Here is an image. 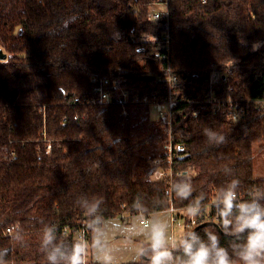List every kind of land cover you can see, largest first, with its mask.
<instances>
[{"label":"trees","instance_id":"trees-1","mask_svg":"<svg viewBox=\"0 0 264 264\" xmlns=\"http://www.w3.org/2000/svg\"><path fill=\"white\" fill-rule=\"evenodd\" d=\"M156 1L0 0V248L10 249L8 264H46L40 248L45 224L54 225L60 239L75 240L87 221L76 204L81 195L103 198L102 224L190 203L173 192L170 201L165 183L147 179L150 161L165 156L167 139L148 106L129 105L122 114L121 106L89 102L93 75L117 78L132 94L163 91L156 79L166 26L151 16ZM167 11L168 55L181 80L174 87L181 150L172 184L177 173L193 170L194 176L184 174L193 197L204 192L208 200L211 189L231 179L240 180L239 191L260 189L264 178L254 175L253 148L264 142V114L232 121L200 100L211 90L212 71H229L218 85L231 87L234 96L264 95V0H168ZM147 33L157 42L137 43ZM205 127L227 142L209 144ZM12 224L22 229L23 242L5 236ZM64 227L69 231L62 236ZM209 228L216 230L195 232L204 239ZM219 235L231 251L233 236Z\"/></svg>","mask_w":264,"mask_h":264},{"label":"clouds","instance_id":"clouds-1","mask_svg":"<svg viewBox=\"0 0 264 264\" xmlns=\"http://www.w3.org/2000/svg\"><path fill=\"white\" fill-rule=\"evenodd\" d=\"M203 135L211 145L220 146L227 137L213 128L205 127ZM152 171L147 175L149 182L159 171L158 161L151 164ZM224 172L232 174V169ZM240 180L231 179L225 186L217 189L212 205L218 221L225 233L233 236L231 251L222 247L220 235L214 228L206 229V238L202 239L195 231L183 233L179 239L169 236L168 225L162 221L148 224V244L142 245L136 252V258L145 264H264V194L257 193L251 199L238 200ZM172 192L182 201H189L184 212L188 217L201 216L204 211L207 194L200 192L193 197L194 188L190 179L183 173L172 184ZM102 197L81 195L76 200L79 208L87 213V221L95 231L93 236L98 264H113L111 253L105 249L100 239V228L104 217L100 214ZM143 205L137 203V208ZM130 227V226H129ZM13 239L23 242L22 229L17 227ZM92 242L79 236L75 240H63L57 235L54 225L45 224L40 238V248L46 264H88ZM174 250L181 253L174 255ZM10 249L0 248V264H8Z\"/></svg>","mask_w":264,"mask_h":264},{"label":"built area","instance_id":"built-area-1","mask_svg":"<svg viewBox=\"0 0 264 264\" xmlns=\"http://www.w3.org/2000/svg\"><path fill=\"white\" fill-rule=\"evenodd\" d=\"M168 0H157L156 3L159 5L157 9L152 12V18L155 20H161L166 26L164 34L160 37L162 46L161 60L164 63L162 65V74L156 79L157 84L163 86V91L160 94L156 92L146 93V94H130L129 90L126 89L118 79H110L106 76L93 75L90 78V96L89 102L92 105L97 106H108V105H118L121 106L122 114H125L124 108L129 105L135 104H145L148 107L151 106L155 112L157 119L167 128V139L163 144V149L165 150V156L163 158H155L150 161H158L159 171L156 175L152 176L156 181H162L169 188V200H172V181L174 177V172L172 169V163L174 158L177 157L181 150V143L179 137L175 134L174 128L179 114V99L177 98L178 93L174 90L176 84L180 83L181 80L176 74L172 62H170V57L168 55V43H169V33H168V11H167ZM205 3L206 0H201ZM158 40V36L152 34H142L138 39L137 43L141 45L155 43ZM213 67V65H211ZM229 71L224 73H219L212 71L209 79V85L211 90L208 95L200 100V103L205 105L207 109L214 114H225L232 121H238L242 119L246 114L250 112L264 114V95L257 98H242L239 96L232 95V88H224L218 85L219 79L225 83L228 80ZM165 87V88H164ZM166 90V93H165ZM184 97V96H183ZM188 102H194L192 99L186 100ZM150 109V107H149ZM154 117V115H153ZM65 121V118H62ZM74 121L78 120L77 116L73 117ZM49 149V146L47 147ZM190 173L194 176V171H185L183 174ZM182 172L177 173V176L181 175ZM260 194H264V185L260 187ZM216 189H211L209 193V199L205 201V207L203 214L195 220L188 217L184 212L187 205L174 206L171 205L167 212L169 213V223H170V237L173 238L174 231H187L196 225L211 222L218 225V219L216 216L215 209L211 207L213 198L216 194ZM257 193V189L251 191H239L238 200L251 199L253 195ZM151 213L138 212L134 215L122 214L114 220L124 221L127 217H134L138 223L143 227H148L150 222ZM19 227L18 224H12L8 226L4 234L8 237H13L14 230ZM91 225L88 221L82 223L81 228L76 232L75 238L79 236H85L88 232V228ZM69 229L64 227L61 230V235H67Z\"/></svg>","mask_w":264,"mask_h":264},{"label":"crops","instance_id":"crops-1","mask_svg":"<svg viewBox=\"0 0 264 264\" xmlns=\"http://www.w3.org/2000/svg\"><path fill=\"white\" fill-rule=\"evenodd\" d=\"M152 221H162L169 226L166 212H158L152 216ZM117 220H107L100 228V239L103 246L111 253L113 264H130L140 262L142 259L136 258V252L142 245L148 244L147 229L137 221L116 222ZM130 226V227H129ZM90 234L89 241L92 247L89 251L88 264H98L97 253L93 236Z\"/></svg>","mask_w":264,"mask_h":264},{"label":"rangeland","instance_id":"rangeland-1","mask_svg":"<svg viewBox=\"0 0 264 264\" xmlns=\"http://www.w3.org/2000/svg\"><path fill=\"white\" fill-rule=\"evenodd\" d=\"M107 77L110 78V79H117V78H113V77H109V76H107ZM126 89L129 90L130 94L133 93V91L130 88H128L127 86H126ZM146 93H153V92H146ZM146 93H143V94H146ZM165 93H166V90H165ZM137 94H139V93H137ZM139 95H142V94H139ZM80 104H84V103L81 102ZM141 105H144V104H141ZM149 107H150L149 111H150L151 118H153L155 120H158L155 110L151 106H149ZM153 115H154V117H153ZM253 160H254V175H255V177L256 178H260V179L264 178V142H261L260 144H256L254 146V148H253ZM166 213H167V219H168V222H169V213L168 212H166ZM154 214L155 213H151L150 222L149 223L152 222V219H153L152 216ZM126 215H129V214H126ZM134 220H135V222L137 221L134 217H130L129 216L124 221H118L117 220L116 222L125 223V222L134 221ZM137 223H138V221H137ZM168 231H169V236H170L171 235V233H170V223H169V226H168ZM183 233H185V231L181 232V231H177L176 230V231H174L173 238L179 239V237Z\"/></svg>","mask_w":264,"mask_h":264},{"label":"water","instance_id":"water-1","mask_svg":"<svg viewBox=\"0 0 264 264\" xmlns=\"http://www.w3.org/2000/svg\"><path fill=\"white\" fill-rule=\"evenodd\" d=\"M4 58H5V55L2 54V51L0 50V59H4ZM205 226H213V227H215L216 230H217L219 233H221L222 235H225V236H231V237H232V235H227V234L223 233L222 230L220 229V227H219L217 224H215V223H211V222L202 223V224H200L198 227L192 229L191 231H196V230H198L199 228H202V227H205ZM191 231H190V232H191ZM178 253H180V252L174 250V254H178Z\"/></svg>","mask_w":264,"mask_h":264}]
</instances>
